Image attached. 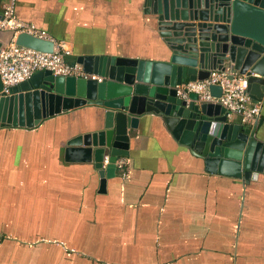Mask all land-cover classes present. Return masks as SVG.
<instances>
[{"label":"crops","instance_id":"crops-1","mask_svg":"<svg viewBox=\"0 0 264 264\" xmlns=\"http://www.w3.org/2000/svg\"><path fill=\"white\" fill-rule=\"evenodd\" d=\"M15 15L63 41L68 62L167 61L145 0H15ZM238 20L264 34V16L244 8ZM10 36L0 31L3 46ZM261 95H251L262 106L256 123L232 121L264 143ZM104 112L84 105L35 127H0V264H264V173L208 172L160 115L145 113L103 189L94 160L66 149L102 128Z\"/></svg>","mask_w":264,"mask_h":264},{"label":"water","instance_id":"water-1","mask_svg":"<svg viewBox=\"0 0 264 264\" xmlns=\"http://www.w3.org/2000/svg\"><path fill=\"white\" fill-rule=\"evenodd\" d=\"M244 8L264 16V0H145V12L166 43L167 61L79 55L78 63L97 78L41 70L9 93L0 77V127L31 128L84 105L102 107V128L71 138L66 157L93 159L104 189L118 158L128 155L130 129L137 128L145 113H155L204 160L208 172L257 179L264 173V143L252 127L229 119L220 103L178 92V86L203 80L213 69L228 68L232 74L247 75L250 94L262 96L264 34L240 23ZM16 42L42 52L54 50V41L25 32ZM210 90L222 93L218 85ZM106 155L109 163L104 166Z\"/></svg>","mask_w":264,"mask_h":264},{"label":"built area","instance_id":"built-area-1","mask_svg":"<svg viewBox=\"0 0 264 264\" xmlns=\"http://www.w3.org/2000/svg\"><path fill=\"white\" fill-rule=\"evenodd\" d=\"M2 15L0 31L11 32L9 41L0 49V77L5 93H9L12 86L28 80L41 70H51L55 74L65 76L97 78L95 74L85 71L81 64L67 61L66 57L71 54V50L63 41L55 40L46 30L34 23L17 18L15 0L8 1ZM23 32L54 41V50L42 52L18 44L17 36ZM212 85L221 87L220 96L211 92ZM248 88L247 75L232 74L227 68L213 69L203 80L184 83L178 86V92L186 97L190 92H194L202 102L220 103L226 108L229 119L238 116L243 123L252 125L258 121L262 106L259 102L252 101Z\"/></svg>","mask_w":264,"mask_h":264}]
</instances>
